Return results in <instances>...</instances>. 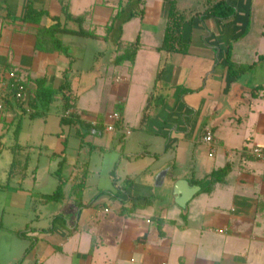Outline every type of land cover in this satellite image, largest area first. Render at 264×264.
Masks as SVG:
<instances>
[{
	"label": "crops",
	"instance_id": "crops-1",
	"mask_svg": "<svg viewBox=\"0 0 264 264\" xmlns=\"http://www.w3.org/2000/svg\"><path fill=\"white\" fill-rule=\"evenodd\" d=\"M128 1L64 0L99 36L60 35L71 59L40 36L51 17L6 18L25 16L32 4L79 30L61 0H0V89L16 76L29 100L37 79L57 92L47 116L0 111V185L8 184L17 131L28 156L22 190L0 188V225L14 222L24 243L11 264H264V163L249 153L264 146V0H225L229 19L205 14L222 0H175L187 48L172 53L162 49L171 0H143L118 49L103 40ZM137 42L134 61L113 63ZM229 56L249 69L231 75ZM65 73L76 98L71 124H61ZM155 93L162 104L147 109ZM112 112L121 120L108 131ZM227 165L211 192L186 208L173 201L178 180L200 185ZM61 180L63 199L47 202Z\"/></svg>",
	"mask_w": 264,
	"mask_h": 264
},
{
	"label": "trees",
	"instance_id": "trees-1",
	"mask_svg": "<svg viewBox=\"0 0 264 264\" xmlns=\"http://www.w3.org/2000/svg\"><path fill=\"white\" fill-rule=\"evenodd\" d=\"M63 5V14L67 20H75L80 24L79 30H72L63 26L60 19L56 16H50V14L43 10H37L32 4L28 6L27 13L23 17H13L8 13L6 18H10L9 20L13 23H28V22H37L40 21L44 16L51 17L52 23L50 26H45L40 36L46 39H49L52 47L55 51L62 53L63 55L72 59L68 47H66L63 41L60 38V35H71L78 37H85L89 39H99V36L95 33V31H88L83 28V22L86 19V15L78 16L74 18L69 12L68 5L64 4V0H61ZM143 0H129L128 3L117 13L113 19L111 20L110 25L106 30V35L103 37L107 43L111 44L115 49H118L121 43V39L123 36V25L130 20H132L136 15L142 12L141 5ZM207 16H218L222 19H229L234 14V8L225 0L218 2L213 8L205 13ZM186 23V17L184 14L179 12L176 8L175 0H171L170 8L168 13V23L165 32V36L163 39L162 49L168 53L172 52H184L186 51V46L182 42V30ZM138 49V42L132 44L123 54L116 56L113 63L115 65H119L125 61H134L136 53ZM228 67L231 75L237 76L242 72L249 69V67H237L236 64L231 60V57L228 58ZM161 71L159 70L158 75H160ZM65 81L61 85L60 90L63 91V115L61 117V124H71L76 120L74 114H70L69 117H66L64 114L70 109L76 106V98L70 95V82H68V76L65 73L64 75ZM37 85V93L35 99H30L27 101L26 107L31 109L30 112L27 111L25 104L23 102H18L15 97V90L13 87L7 92V97L5 98V106H15L20 114L28 115L31 118L44 117L50 111V106L56 98L57 92L48 85L46 79H37L34 81ZM161 101L159 102V100ZM15 101V102H14ZM162 96L160 94H154L150 100V103L147 107L153 108L158 107L162 104ZM146 118V116H144ZM16 143L11 148L13 152V161L8 171V184L0 185L1 189H10L12 191L22 190V182L26 177L27 172V162L28 156L23 155L26 151V147L21 146L18 143V131L16 134ZM64 160L61 162V165L57 171V174L61 177L62 167ZM230 171V167L227 165L226 167L217 170L207 176L204 180L200 182H195L197 184L202 185V192L209 193L213 190V187L218 182H223L225 177L228 175ZM13 179H18V187H14L10 185ZM63 181L61 180V184L57 187V189L53 192V194L46 195L45 200L47 202L51 201H60L63 199ZM56 219L54 220L55 223ZM20 237H25V232H19ZM33 249V245L29 249L26 250L25 256ZM20 264V263H19Z\"/></svg>",
	"mask_w": 264,
	"mask_h": 264
},
{
	"label": "built area",
	"instance_id": "built-area-1",
	"mask_svg": "<svg viewBox=\"0 0 264 264\" xmlns=\"http://www.w3.org/2000/svg\"><path fill=\"white\" fill-rule=\"evenodd\" d=\"M3 86L0 89V111L4 110L5 108V98L7 97V91L10 90L12 87L15 90L14 97L18 102H23V104H27L28 95L25 83L18 77L12 76L10 83L2 84ZM27 111L30 112L31 109L29 107H26ZM66 117L70 115V111L66 112L64 114ZM107 119L109 122L107 125L108 131H114L116 129L115 123L119 122L121 120V115L118 112H112L107 115ZM204 142L208 144H212L214 142V134L211 131H207L204 135ZM214 149L212 150V153L210 156L213 155ZM250 155L257 161L264 163V146H253L250 151Z\"/></svg>",
	"mask_w": 264,
	"mask_h": 264
},
{
	"label": "rangeland",
	"instance_id": "rangeland-1",
	"mask_svg": "<svg viewBox=\"0 0 264 264\" xmlns=\"http://www.w3.org/2000/svg\"><path fill=\"white\" fill-rule=\"evenodd\" d=\"M52 118L53 117H51L50 120H54V122L56 123V120ZM5 158L6 156L0 158V166L3 165ZM11 225L15 226L14 222L11 223L9 227L7 222L6 229H2V226L0 225V264H11L12 257L14 256L13 251L21 249L24 244L23 241L18 239L16 235L11 231ZM17 235L20 236L19 232L17 233Z\"/></svg>",
	"mask_w": 264,
	"mask_h": 264
},
{
	"label": "water",
	"instance_id": "water-1",
	"mask_svg": "<svg viewBox=\"0 0 264 264\" xmlns=\"http://www.w3.org/2000/svg\"><path fill=\"white\" fill-rule=\"evenodd\" d=\"M201 190V185H192L186 180H178L173 188V201L182 208H186L189 201Z\"/></svg>",
	"mask_w": 264,
	"mask_h": 264
}]
</instances>
